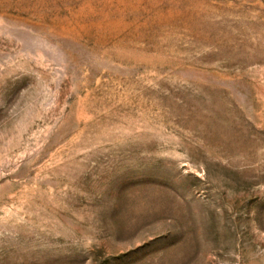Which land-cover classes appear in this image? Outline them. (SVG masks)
Returning <instances> with one entry per match:
<instances>
[{
	"label": "rangeland",
	"instance_id": "374dc122",
	"mask_svg": "<svg viewBox=\"0 0 264 264\" xmlns=\"http://www.w3.org/2000/svg\"><path fill=\"white\" fill-rule=\"evenodd\" d=\"M0 264H264V0H0Z\"/></svg>",
	"mask_w": 264,
	"mask_h": 264
}]
</instances>
